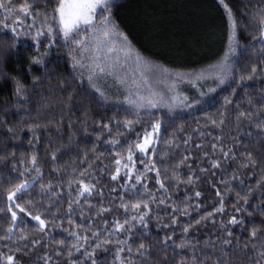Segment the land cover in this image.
Returning a JSON list of instances; mask_svg holds the SVG:
<instances>
[{"label": "trees", "instance_id": "16d2710c", "mask_svg": "<svg viewBox=\"0 0 264 264\" xmlns=\"http://www.w3.org/2000/svg\"><path fill=\"white\" fill-rule=\"evenodd\" d=\"M8 3L32 14L0 16V264H264V0H115L69 41L58 0ZM230 24L223 87L186 86L199 102L177 114L120 104L111 36L128 62L194 72L225 55Z\"/></svg>", "mask_w": 264, "mask_h": 264}, {"label": "rangeland", "instance_id": "374dc122", "mask_svg": "<svg viewBox=\"0 0 264 264\" xmlns=\"http://www.w3.org/2000/svg\"><path fill=\"white\" fill-rule=\"evenodd\" d=\"M113 1L115 0H109V4ZM0 5H4L0 7V16L5 14L6 18L13 19L12 22L16 25L24 22L22 19L12 18L16 14L24 16L23 10H10L8 8L10 3L3 4V0H0ZM101 9H97L92 23L90 25H82L79 32L93 28V24L95 23L94 18ZM111 39L113 40L112 42L115 41L113 36H111ZM112 42L102 45V61H105L109 68H114L110 72L109 76L111 78H109L116 81L117 87L120 86L122 90L125 88V92L123 93L124 97L120 101V104H125L128 108L138 113L142 111L150 112L160 108L171 114L189 111L198 104L199 101L197 99L200 100L206 97L200 91L213 93L217 88L223 87L227 83L232 73L233 59L235 56L233 24H230L229 44L221 60L212 66L194 72L170 71L154 64H146L138 60L136 62L135 59L128 62L129 58H126L128 57L127 51H122L119 48L120 45H123ZM103 56L107 60L112 57L122 58L124 56L123 61H121L124 65L119 64L118 66L112 60L107 61L103 59ZM220 65L224 66L222 71L219 70ZM94 66L98 67L96 64ZM186 86L197 93V99L196 97L190 98L187 94L188 88ZM93 89L96 91V88ZM97 94L100 97L98 100L100 103H105L109 100L105 95L100 93L99 89H97Z\"/></svg>", "mask_w": 264, "mask_h": 264}, {"label": "snow or ice", "instance_id": "6c2138e0", "mask_svg": "<svg viewBox=\"0 0 264 264\" xmlns=\"http://www.w3.org/2000/svg\"><path fill=\"white\" fill-rule=\"evenodd\" d=\"M109 0H58L57 7L55 9L56 12V17L58 18V24H59V31L63 34L65 41L72 40L74 38L73 34H76L79 32L81 29L82 25H90L92 23L93 17L96 15L97 9L104 8L106 9L108 7ZM4 5H0L2 7ZM24 15H31L32 13L30 11H24ZM229 15L231 13L229 12ZM108 18L105 17V22H107ZM105 35H107V32H105ZM76 43L79 45L81 42L76 41ZM223 65L219 66V70H223ZM103 71V69H100ZM93 74H95L93 72ZM151 103V101H149ZM160 129V124L156 123L152 126V133H146L144 136V141L143 143H139L136 145V148L140 152H147L150 145L153 142L154 135L153 134H158ZM127 159L129 161H132V155L131 151L130 154L128 155ZM116 163L119 165L121 163L120 160H117ZM155 165H153L154 167ZM124 167H128V165H124ZM119 174V169H117V175ZM113 180L117 179V176L114 175L112 177ZM139 176L136 177V182L139 183ZM159 182V181H158ZM163 187V185H161ZM27 188L26 184H20L15 192L11 193L8 197L9 200H13V197L25 190ZM82 191L81 195L84 193H90V187L87 185H81ZM199 195V193H197ZM133 207H139V205H134ZM11 211V209H10ZM21 212H24V208H20ZM17 219L16 213L12 212V220L15 222ZM39 222V225L41 229L44 228V221L40 219L39 216L34 217ZM231 223L236 224L238 221L233 219ZM120 225H117V231L120 230ZM11 231V229H9ZM253 238H255L256 234L253 232ZM140 248L143 249V245H140ZM123 249H121L122 251ZM130 250V249H129ZM143 254V253H140ZM264 255V253H262ZM13 258L11 256L8 257V264H12Z\"/></svg>", "mask_w": 264, "mask_h": 264}]
</instances>
